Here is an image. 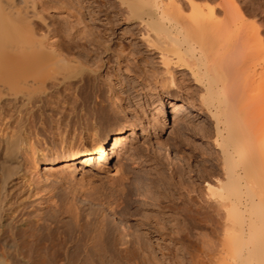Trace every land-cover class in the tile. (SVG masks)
<instances>
[{
	"label": "bare ground",
	"instance_id": "obj_1",
	"mask_svg": "<svg viewBox=\"0 0 264 264\" xmlns=\"http://www.w3.org/2000/svg\"><path fill=\"white\" fill-rule=\"evenodd\" d=\"M121 2L130 11L125 18L134 19L143 30L138 40L160 53L159 62L170 76V65L185 69L202 87L201 107L215 122L211 149L218 153L210 150L200 168L189 170V180H184L180 168L172 173L177 177V196L166 197L162 215L171 211L176 216L170 241L178 244L177 263L264 264V51L257 49L264 45L261 24L246 20L233 0H220L222 16L209 19L200 18L199 7L190 0L195 16L187 19L181 16L180 0ZM70 13L66 0H0V104L15 109L0 111V264H154L149 245L143 248L137 240L114 249L98 223L82 229L72 245L52 243V251L46 245L35 247L34 239H17L27 229L21 222L15 224L23 213L8 204L7 194L17 189L13 180L23 172V134L32 102L46 92L48 81L85 68L80 55L86 44L73 43L70 37L75 34L87 42L90 32L73 29ZM170 106L178 113L195 105L173 100ZM125 133L118 130L95 147L54 157L43 173L79 172L89 165L93 173L114 177L120 169L109 167L108 157L118 150ZM73 218L78 220L77 215ZM203 229L216 237L207 238ZM30 230L29 237L37 234Z\"/></svg>",
	"mask_w": 264,
	"mask_h": 264
},
{
	"label": "rangeland",
	"instance_id": "obj_2",
	"mask_svg": "<svg viewBox=\"0 0 264 264\" xmlns=\"http://www.w3.org/2000/svg\"><path fill=\"white\" fill-rule=\"evenodd\" d=\"M66 1L73 29L90 32L87 42L75 34L70 37L73 43L86 44L85 53L80 55L85 68L79 72L73 68L67 77L48 81L46 94L32 102L23 134V172L13 180L17 189L7 194L8 204L23 213L15 224L21 222L20 226L27 229L17 239H34L35 247L48 246L47 250L52 251L54 244L72 245L78 233L98 223L112 248H124L138 240L143 248L149 245L154 264H178L174 256L178 244L174 246L170 241L174 236L170 227L176 226V216L171 211L162 215L166 197L177 196V177L172 173L180 168L184 180H189L191 168H200L210 150L219 151L211 149L215 122L201 107L198 96L203 89L185 69L170 65V76L159 62L160 53L138 40L143 30L137 21L125 18L130 15L126 2ZM180 1L181 16H195L189 0ZM190 1L199 7L202 19L223 14L217 7L220 0ZM233 1L246 20L261 24L263 45L264 0ZM263 46L257 49L263 52ZM173 100L195 105L194 109L174 113L170 106ZM0 106V111L6 109L7 113L14 109L2 103ZM14 110L11 112L16 115ZM122 129L126 130L124 138L107 162L109 167H119L116 176L93 173L89 165L79 172L43 173L44 165L52 158H61L73 149L81 152L85 146L95 147L99 140ZM164 148L168 151L165 154ZM94 160L97 162V158ZM36 163L38 174L33 169ZM72 215H77L78 220ZM31 228L37 233L34 238L29 237ZM202 232L207 238L216 237L207 229Z\"/></svg>",
	"mask_w": 264,
	"mask_h": 264
}]
</instances>
